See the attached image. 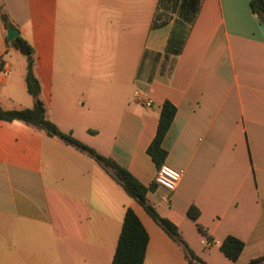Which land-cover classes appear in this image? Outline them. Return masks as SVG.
I'll return each mask as SVG.
<instances>
[{
	"label": "crops",
	"instance_id": "1",
	"mask_svg": "<svg viewBox=\"0 0 264 264\" xmlns=\"http://www.w3.org/2000/svg\"><path fill=\"white\" fill-rule=\"evenodd\" d=\"M157 0H0L34 49L48 118L145 186L207 264L264 256V24L249 0H202L171 70H161L171 24L151 28ZM152 53H160L155 59ZM0 106L31 107L26 60L0 23ZM138 91L151 100L138 101ZM165 100L176 112L155 183L146 149ZM193 205L208 242L187 217ZM148 235L142 264H189L145 210L95 161L17 120H0V264H111L127 209ZM243 241L236 260L219 249Z\"/></svg>",
	"mask_w": 264,
	"mask_h": 264
},
{
	"label": "trees",
	"instance_id": "2",
	"mask_svg": "<svg viewBox=\"0 0 264 264\" xmlns=\"http://www.w3.org/2000/svg\"><path fill=\"white\" fill-rule=\"evenodd\" d=\"M202 0H157L155 13L151 21V28H159L171 24V30L163 52L161 70L168 66V73L174 63L175 57L181 52L186 37L194 23ZM251 11L264 24V0H249ZM0 23L3 28H15L3 4L0 5ZM10 44L16 48L26 60L25 83L27 92L32 98L31 107H17L4 109L0 106V120L20 121L47 136L54 137L85 154L95 161L121 188L137 202L145 212L159 225V227L178 245L183 248L189 264H207L195 255L182 239L176 226L166 218L161 217L146 193L153 189L154 183L145 186L137 180L127 169L112 158L100 154L94 148L82 143L70 132L61 131L47 116V106L41 98V84L34 70V49L18 34ZM158 59L160 53H152ZM176 112L175 105L165 100L162 103L156 132L147 146V153L157 168H159L167 152L162 147V140L167 133ZM199 210L191 205L187 210V217L194 222L199 232L208 242L212 238L198 221ZM148 235L137 215L132 209L125 211L117 244L111 264H142ZM244 243L237 237L228 235L219 244L221 252L230 260H236L240 255ZM249 264H264V256L250 261Z\"/></svg>",
	"mask_w": 264,
	"mask_h": 264
},
{
	"label": "built area",
	"instance_id": "3",
	"mask_svg": "<svg viewBox=\"0 0 264 264\" xmlns=\"http://www.w3.org/2000/svg\"><path fill=\"white\" fill-rule=\"evenodd\" d=\"M6 70V66L4 61L0 58V72H3ZM135 98L140 101L141 103H144L145 105L149 106L151 104V100L149 98H146L144 95H142L140 92L136 91L134 93ZM182 171L175 169L165 163H163L158 169L155 176V183L158 186H161L168 191H173L175 187L177 186V183L181 179Z\"/></svg>",
	"mask_w": 264,
	"mask_h": 264
},
{
	"label": "water",
	"instance_id": "4",
	"mask_svg": "<svg viewBox=\"0 0 264 264\" xmlns=\"http://www.w3.org/2000/svg\"><path fill=\"white\" fill-rule=\"evenodd\" d=\"M18 34L19 33H18V30L16 28L8 27L6 29V35H7L8 41L13 40Z\"/></svg>",
	"mask_w": 264,
	"mask_h": 264
},
{
	"label": "rangeland",
	"instance_id": "5",
	"mask_svg": "<svg viewBox=\"0 0 264 264\" xmlns=\"http://www.w3.org/2000/svg\"><path fill=\"white\" fill-rule=\"evenodd\" d=\"M21 57H24V56L21 54Z\"/></svg>",
	"mask_w": 264,
	"mask_h": 264
}]
</instances>
